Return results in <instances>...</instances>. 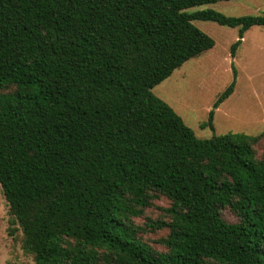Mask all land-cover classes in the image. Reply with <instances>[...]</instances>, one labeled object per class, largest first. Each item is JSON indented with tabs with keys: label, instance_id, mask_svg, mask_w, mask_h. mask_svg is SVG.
<instances>
[{
	"label": "trees",
	"instance_id": "16d2710c",
	"mask_svg": "<svg viewBox=\"0 0 264 264\" xmlns=\"http://www.w3.org/2000/svg\"><path fill=\"white\" fill-rule=\"evenodd\" d=\"M223 1L0 0V185L35 264H264V132L200 139L153 93L215 47L195 21L233 58L264 27L190 11Z\"/></svg>",
	"mask_w": 264,
	"mask_h": 264
},
{
	"label": "rangeland",
	"instance_id": "374dc122",
	"mask_svg": "<svg viewBox=\"0 0 264 264\" xmlns=\"http://www.w3.org/2000/svg\"><path fill=\"white\" fill-rule=\"evenodd\" d=\"M209 9L233 17L260 16L264 13V0L223 1L190 11ZM194 24L214 39L215 47L188 61L153 93L172 106L200 139L229 133L258 135L264 132V27L248 31L233 58L231 48L238 39V29L210 21L197 20ZM233 68L238 71L235 92L216 111L214 129H211L207 125L210 111L233 83ZM166 206V201H157L147 214L159 217L163 215L161 208ZM225 217L235 220L231 212H225ZM12 229H17L13 236ZM163 234H151L147 238L157 240ZM22 235L19 226L12 224L9 205L0 185V264H35L33 258L23 252Z\"/></svg>",
	"mask_w": 264,
	"mask_h": 264
}]
</instances>
